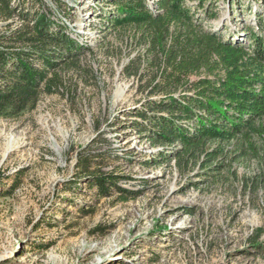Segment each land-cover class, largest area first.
Masks as SVG:
<instances>
[{"label": "rangeland", "instance_id": "rangeland-1", "mask_svg": "<svg viewBox=\"0 0 264 264\" xmlns=\"http://www.w3.org/2000/svg\"><path fill=\"white\" fill-rule=\"evenodd\" d=\"M211 1L217 15L204 30L245 46L249 31L264 38V0ZM111 2L41 0L88 50L57 69L55 93L0 117V264H264V193L249 180L258 163L226 145V158L205 165L201 155L179 172L177 142L153 143L132 128L151 69L130 32L99 27ZM83 154L93 157L88 170L76 167ZM95 168L134 198L114 188L99 196Z\"/></svg>", "mask_w": 264, "mask_h": 264}, {"label": "trees", "instance_id": "trees-1", "mask_svg": "<svg viewBox=\"0 0 264 264\" xmlns=\"http://www.w3.org/2000/svg\"><path fill=\"white\" fill-rule=\"evenodd\" d=\"M35 1L38 9H29V0L16 6L0 0V22L8 28L0 30V117H15L34 107L41 95L55 93L61 86L57 69L73 67L88 50L69 27L52 18L41 0ZM111 3L114 9L98 13L99 27L130 32L151 69L149 98L133 110L132 128L153 143L177 142L171 157L179 172L201 155L206 156L205 165L231 155L224 149L232 145L237 160L250 157L258 163L257 175L249 180L259 182L255 190L264 193V38L249 31L250 45L245 46L204 30L217 15L211 0ZM127 75L137 76L138 67ZM92 161V156L79 155L76 167L88 170ZM96 169L90 185L99 196L114 188L121 197L134 198L116 186L115 175Z\"/></svg>", "mask_w": 264, "mask_h": 264}]
</instances>
